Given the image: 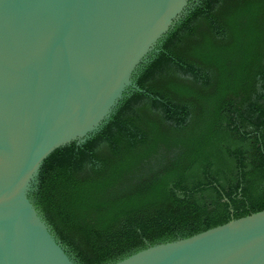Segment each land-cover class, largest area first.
I'll list each match as a JSON object with an SVG mask.
<instances>
[{
    "label": "trees",
    "instance_id": "1",
    "mask_svg": "<svg viewBox=\"0 0 264 264\" xmlns=\"http://www.w3.org/2000/svg\"><path fill=\"white\" fill-rule=\"evenodd\" d=\"M111 117L29 197L76 264L264 210V0H192Z\"/></svg>",
    "mask_w": 264,
    "mask_h": 264
},
{
    "label": "water",
    "instance_id": "2",
    "mask_svg": "<svg viewBox=\"0 0 264 264\" xmlns=\"http://www.w3.org/2000/svg\"><path fill=\"white\" fill-rule=\"evenodd\" d=\"M192 0H0V264H76L29 197L95 134ZM113 264H264V210Z\"/></svg>",
    "mask_w": 264,
    "mask_h": 264
}]
</instances>
